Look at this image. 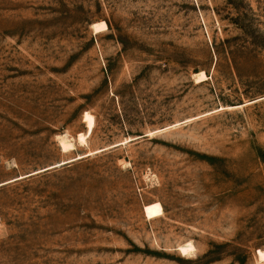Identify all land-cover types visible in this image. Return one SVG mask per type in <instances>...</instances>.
I'll return each mask as SVG.
<instances>
[{
  "label": "rangeland",
  "instance_id": "374dc122",
  "mask_svg": "<svg viewBox=\"0 0 264 264\" xmlns=\"http://www.w3.org/2000/svg\"><path fill=\"white\" fill-rule=\"evenodd\" d=\"M0 264H264V0H0Z\"/></svg>",
  "mask_w": 264,
  "mask_h": 264
},
{
  "label": "bare ground",
  "instance_id": "6f19581e",
  "mask_svg": "<svg viewBox=\"0 0 264 264\" xmlns=\"http://www.w3.org/2000/svg\"><path fill=\"white\" fill-rule=\"evenodd\" d=\"M94 28L96 29V30H98V29H100V28H106V24L105 23H100V24H95L94 25ZM102 30V29H101ZM202 77H204V74L203 73H201V75H200V78H202ZM93 127H94V123L92 122V121H89L88 122V129H89V133H88V135H90L91 133H92V130H93ZM65 140V139H64ZM64 140H62L61 142V145H62V148H63V150L64 151H68L70 148H71V143L69 142V141H64ZM86 140V139H85ZM83 141H84V138H83ZM85 142V141H84ZM194 249V247H193V245H187V246H185V247H182V250L184 251V252H190V251H192Z\"/></svg>",
  "mask_w": 264,
  "mask_h": 264
}]
</instances>
